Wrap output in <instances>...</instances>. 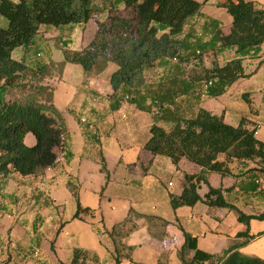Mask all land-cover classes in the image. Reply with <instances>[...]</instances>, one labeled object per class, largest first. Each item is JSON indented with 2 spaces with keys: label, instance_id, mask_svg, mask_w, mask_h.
Instances as JSON below:
<instances>
[{
  "label": "crops",
  "instance_id": "obj_1",
  "mask_svg": "<svg viewBox=\"0 0 264 264\" xmlns=\"http://www.w3.org/2000/svg\"><path fill=\"white\" fill-rule=\"evenodd\" d=\"M198 1L203 3L201 14L181 35V58L188 59L162 58L147 70L149 93L169 99L164 110H143L123 92L112 95L114 63L93 77H87L77 63L66 62L60 67L61 47L82 49L92 40L96 24L88 38L83 34L91 23L60 29L43 26L35 49L19 47L13 52L16 59L26 54L29 63L37 57L35 51L47 55L50 72L39 84L49 86L53 93V104L67 126V142L64 150L57 151L58 161L51 167L26 176L15 171L0 174V264H69L77 247L96 257L89 264H118L108 232L125 220L131 209L179 222L197 237L198 247L204 251L222 254L238 246L243 254L264 259V218L253 217L246 224L238 212L264 213V175L256 169L255 161L233 159L226 175L205 171L208 183L201 182L198 189L202 197L210 185L220 189L238 210L203 201L173 208L171 197L181 194L185 174L201 173L202 167L185 157L176 165L170 157L154 155L145 148L155 121L168 128L172 120L195 116L201 107L233 126L244 120V126L264 142V42L258 53L243 58L246 76L224 89L214 82L211 92L205 93L204 80L194 79L193 72L210 67L216 57L224 64L237 54L229 49L216 57L209 53L202 59L192 57L197 42L209 41L218 27L229 33L233 22L221 5L226 0ZM250 1L264 7V0ZM80 31L78 46L72 48V36ZM25 141L33 145L34 135L28 133ZM102 158L108 172L102 168ZM78 203L83 210L75 217ZM136 223L126 239L134 248L130 258L120 264H184L178 255L184 237L175 224L160 240L150 234L145 218ZM245 231L253 238L240 235Z\"/></svg>",
  "mask_w": 264,
  "mask_h": 264
},
{
  "label": "trees",
  "instance_id": "obj_2",
  "mask_svg": "<svg viewBox=\"0 0 264 264\" xmlns=\"http://www.w3.org/2000/svg\"><path fill=\"white\" fill-rule=\"evenodd\" d=\"M202 5L198 0H0V174L9 171L23 176L35 174L55 165L57 151L66 147L64 117L53 104L50 88L39 84L50 72L48 60L42 57L41 51H35L37 57L31 63L26 54L21 59L13 57L19 47L26 51L37 47V35L43 26L60 29L93 21L96 32L86 46L80 50L61 47L60 67L66 62L77 63L87 77H93L114 63L117 69L111 75L112 95L123 92L143 110L154 107L164 110L169 99L149 93L147 70L162 58L188 59L181 58V35L192 19L201 14ZM221 5L233 17L230 32L226 34L218 27L209 41L196 43L191 55L196 60L204 54L216 57L234 49L237 57L224 64L216 57L210 67L203 66L193 72L194 79L207 84V93L211 92L214 82H219L224 89L246 76L243 58L258 53L264 42V7L250 0H226ZM25 79H32V84L28 91L22 92ZM28 133L35 137L33 145L25 141ZM145 148L154 155L170 157L176 165L185 157L202 167L201 173L185 174L181 194L171 197L173 208L203 201L211 206L238 210L225 200L218 188L210 185L204 197L198 192L201 182L208 183L205 171L229 174V162L233 159L255 161L256 169L264 175V142L256 137L255 131L246 128L244 120L233 126L203 107L195 116L172 120L168 128L155 121ZM102 168L107 171L104 158ZM69 186L77 192L71 180ZM81 210L78 203L75 217ZM238 212L239 219L246 224L253 217L264 218V213L252 216ZM140 218L146 219L150 234L160 240L173 224L181 230L184 240L178 255L184 264H264V259L247 256L238 246H231L222 254L204 251L198 247L197 237L179 222L172 223L134 209L108 232L118 264L130 258L134 247L126 239ZM240 235L253 238L247 231ZM90 259L96 260V257L77 247L69 264H89Z\"/></svg>",
  "mask_w": 264,
  "mask_h": 264
},
{
  "label": "rangeland",
  "instance_id": "obj_3",
  "mask_svg": "<svg viewBox=\"0 0 264 264\" xmlns=\"http://www.w3.org/2000/svg\"><path fill=\"white\" fill-rule=\"evenodd\" d=\"M88 23H91V25L86 27V30H85V32L83 34V36L85 38H88V36H89V34H90L91 30H92V25L95 24L93 21H89ZM80 35H82V31L73 34V36H72L73 41L71 43L72 44L71 45L72 48H76L78 46V38H76V37H79V39H80ZM42 57H44V59L48 60L47 55L44 54L43 52H42ZM55 57H58L57 54H56V51H55ZM31 80L32 79H30V81H26V79L24 80V86L21 87V89H20L22 92H25V91L29 90V85L32 84Z\"/></svg>",
  "mask_w": 264,
  "mask_h": 264
},
{
  "label": "built area",
  "instance_id": "obj_4",
  "mask_svg": "<svg viewBox=\"0 0 264 264\" xmlns=\"http://www.w3.org/2000/svg\"><path fill=\"white\" fill-rule=\"evenodd\" d=\"M209 84H211V82H209ZM206 87H207V84L205 83V89H206ZM204 92L207 93L206 90Z\"/></svg>",
  "mask_w": 264,
  "mask_h": 264
}]
</instances>
